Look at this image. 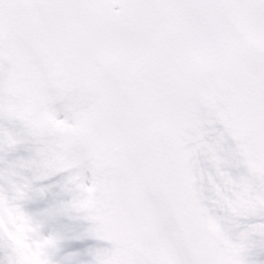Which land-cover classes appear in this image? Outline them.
<instances>
[{
  "label": "snow or ice",
  "instance_id": "obj_1",
  "mask_svg": "<svg viewBox=\"0 0 264 264\" xmlns=\"http://www.w3.org/2000/svg\"><path fill=\"white\" fill-rule=\"evenodd\" d=\"M0 264H264V0H0Z\"/></svg>",
  "mask_w": 264,
  "mask_h": 264
},
{
  "label": "rangeland",
  "instance_id": "obj_2",
  "mask_svg": "<svg viewBox=\"0 0 264 264\" xmlns=\"http://www.w3.org/2000/svg\"><path fill=\"white\" fill-rule=\"evenodd\" d=\"M55 180H56V178H52L51 182L54 183ZM50 196H51V194H49V197H46V199L50 198ZM44 206H45V203L43 201L30 202L27 205V207L30 210H35L37 208L44 207ZM76 223H77V227H79L81 229V232L87 226V223H85L84 221L83 222L76 221ZM68 236H69V239H67L65 241H68L69 244H66L65 242H63L65 251H78V252L84 253L89 248L91 237H85L83 239H74V238H71L73 236V233H71L69 230H68ZM72 246H74V248H72ZM88 258L89 257H87L86 255L81 256V259L86 260Z\"/></svg>",
  "mask_w": 264,
  "mask_h": 264
}]
</instances>
